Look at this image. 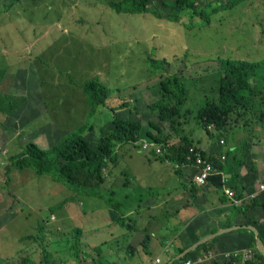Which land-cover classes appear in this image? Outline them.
<instances>
[{
  "label": "rangeland",
  "instance_id": "374dc122",
  "mask_svg": "<svg viewBox=\"0 0 264 264\" xmlns=\"http://www.w3.org/2000/svg\"><path fill=\"white\" fill-rule=\"evenodd\" d=\"M109 1L0 0V102L6 107L17 103L11 113L0 109V264H46V249L57 255L58 247L72 261L73 234L61 213L87 207L94 196L87 187L54 180L53 173L12 164L10 155L32 140L47 149L87 124L93 128L84 135L96 146L101 135H111L115 117H123L147 127L155 123L177 145L186 135L204 141L215 133L231 146L229 134L264 123V67L252 81L258 88L252 107L238 106L227 130L205 128L198 117L202 105L219 97L220 58L264 61V0H239L229 7L225 0H191L196 11L180 7L177 0H150L151 9L139 13L116 12ZM174 16L178 21L171 20ZM149 59L162 68L155 69ZM91 78L109 90L90 112L82 85ZM174 78L183 87L184 101L173 121L161 120L156 104L160 86ZM175 83L169 85L176 93ZM175 101L168 98L170 104ZM50 124L56 125L54 134L46 131ZM144 141L116 148L117 163L105 169L100 195L116 197L104 189L108 179L142 185L137 179L147 174L153 186L159 182L152 172L161 180L165 173L180 177V168L144 150ZM75 198L79 203L69 202ZM72 221L86 222L80 216Z\"/></svg>",
  "mask_w": 264,
  "mask_h": 264
},
{
  "label": "crops",
  "instance_id": "0c3cea01",
  "mask_svg": "<svg viewBox=\"0 0 264 264\" xmlns=\"http://www.w3.org/2000/svg\"><path fill=\"white\" fill-rule=\"evenodd\" d=\"M255 123L248 131L237 129L229 134L233 139L231 146H228V139L227 142L221 137L217 139L215 133L208 135L204 141L194 140L188 135L195 145L217 157L221 165L216 167L217 173L206 185H197L195 190H190L191 177L196 171L191 166L182 167L178 171L180 177L177 173L169 176L165 173L166 177L162 180L160 175L152 172L151 178L159 182L153 183V186L148 182L147 174L145 180L143 177L137 179L142 185L108 179L104 189L116 195L111 197L115 199V207L107 203L103 196L94 195L87 207L63 211L61 214L67 221L62 220L70 223L69 229L73 234L70 249L74 258L72 261L66 259L63 251H59L60 247L56 249L57 255L46 249V264H172L177 256H174L175 248L183 245H188V248L199 241H202L200 244H208L205 250L196 253L198 256L213 252L214 258H218L224 253L242 252L250 247L253 249L250 260H253L256 248L259 249V228L264 224V207L257 205L243 211L242 205L249 200V194L256 195L260 202L264 201V191L260 189V185L264 184V123ZM49 130L54 134L56 125H48L46 131ZM221 139H224L223 143ZM32 141L45 148L40 141ZM54 143L50 142L49 146ZM165 161L176 166L171 161ZM129 171L133 173L134 169ZM136 173L143 174L140 171ZM222 176L226 180L224 183ZM226 186L234 189L237 203L225 194ZM73 201L79 203L77 199H70L69 202L75 204ZM78 216L85 219V224L74 225L72 219ZM228 221L232 226H220ZM65 225L60 224L59 227L64 229ZM252 240L256 246L250 245Z\"/></svg>",
  "mask_w": 264,
  "mask_h": 264
},
{
  "label": "trees",
  "instance_id": "16d2710c",
  "mask_svg": "<svg viewBox=\"0 0 264 264\" xmlns=\"http://www.w3.org/2000/svg\"><path fill=\"white\" fill-rule=\"evenodd\" d=\"M225 1V7L235 6L239 2V0ZM177 4L183 8L191 7L196 11L194 3L191 0H177ZM109 5L116 12L139 13L151 9L150 0H110ZM203 9L198 10L197 13L201 15ZM212 9L218 10V7H211L210 11ZM153 13L159 17L162 14L157 10L153 11ZM171 20L178 21V17L174 16ZM149 60L155 69L162 68L157 61L153 59ZM220 62L222 65V77L219 84V97L217 100L202 105L198 111V117L205 128L212 125V127L214 126L222 132L231 114L236 111L238 106L252 107L253 95L258 90V88L255 89L252 81L258 79V74H260V70L264 67V61L220 58ZM174 81L176 82L174 85L178 89L176 93L169 85ZM82 86L87 102L92 108L90 112L94 111L93 109L97 102L103 103L105 101L109 88L96 78L87 79ZM183 91V87L178 84L177 78H174L173 81L168 79L162 81V85L160 86L161 98L158 101L156 100L159 110L158 116L161 120H174L179 111V106L184 101V98L181 96ZM172 96L176 100L174 104L168 102V98L172 99ZM8 104L9 106L6 107L5 103L0 102V109L11 113L16 109L17 103L10 102ZM114 125L115 128L111 131V135H101L100 142L96 146H91L86 135H84L86 128H93L85 124L81 128H77L76 132L50 145L47 149L31 141L22 147V151L19 154L10 155L9 159L19 169L32 167L37 174L53 173L54 180L63 181L69 185L87 187L93 191L94 195L98 196H103L99 194V188L104 181L105 169L109 163L117 161L116 148L127 141L132 142L145 139L150 142L160 143L163 147L168 148L167 152L161 156L163 160L173 162L180 169L184 166H193L196 174L198 169L195 165V155L189 153V147L193 145L197 147L196 149L201 152L203 157L213 162L215 167H221L217 157L207 154L206 151L195 145L188 136H183L181 143L178 145L176 142H168L164 134L160 133V127L155 123H151V127H147L139 119L115 117ZM156 131L158 133H155ZM188 154L192 158H189ZM196 186L197 184L192 182L190 190H193V188L195 190ZM192 195L195 196L194 194ZM255 196L243 203V211L254 208L257 205L264 207V201L260 202ZM107 197L106 202L115 207L114 200L109 196ZM220 226L224 228L230 227L232 223L230 221L223 222ZM215 230L217 229H213V231ZM259 236L264 244V224L259 228ZM207 244L208 242L198 245L185 256L175 259L172 264H180L186 258L198 256L196 253L202 249L205 250ZM250 245L256 246V242L252 240ZM187 246L183 245L175 248L174 256L184 251ZM205 264H240V259H227L221 256L211 261L208 260ZM247 264H264V254L257 248L253 260H249Z\"/></svg>",
  "mask_w": 264,
  "mask_h": 264
},
{
  "label": "built area",
  "instance_id": "2783aa9c",
  "mask_svg": "<svg viewBox=\"0 0 264 264\" xmlns=\"http://www.w3.org/2000/svg\"><path fill=\"white\" fill-rule=\"evenodd\" d=\"M221 142L223 143L224 139H221ZM142 148L144 150L153 152L155 155H158V156L164 155L168 149L167 147H163V148L160 147L155 142H147V141H144V143L142 144ZM196 148L197 147H195L193 145L189 147V153L195 155V158H194L195 159V165L198 169L196 174H194V176L192 178V182H194L195 184H197L199 186H203L209 182L212 175L217 173L218 169L214 166L213 162H211L207 158L203 157L201 152ZM188 157L192 158V156L189 154H188ZM222 182L223 183L226 182V180L223 178V176H222ZM260 189L262 191H264V184L260 185ZM224 190H225V194L228 197H230V199H232L233 203L238 202V199L236 198V194H235L234 189L226 186ZM253 197H254L253 194H249V198H253ZM223 256L227 259L239 258L240 264H247V262L253 256V249L249 247L242 252L234 251V252L224 253ZM214 257H215V254L213 252H207V253H204L200 256L186 258L183 261H181L180 264H205L206 261L211 260Z\"/></svg>",
  "mask_w": 264,
  "mask_h": 264
},
{
  "label": "water",
  "instance_id": "95a60500",
  "mask_svg": "<svg viewBox=\"0 0 264 264\" xmlns=\"http://www.w3.org/2000/svg\"><path fill=\"white\" fill-rule=\"evenodd\" d=\"M201 242L202 241H199V242L195 243L194 245L186 248L184 251H182L181 253L177 254V256L175 257V259H177L179 257L185 256L188 252L191 251V249L197 247ZM258 247H259L260 251H262L264 253V245H263V243H262V241H261V239L259 237H258Z\"/></svg>",
  "mask_w": 264,
  "mask_h": 264
},
{
  "label": "clouds",
  "instance_id": "9594fccd",
  "mask_svg": "<svg viewBox=\"0 0 264 264\" xmlns=\"http://www.w3.org/2000/svg\"><path fill=\"white\" fill-rule=\"evenodd\" d=\"M214 127V126H213ZM156 143V142H155ZM150 152V151H149ZM156 156H158V155H156ZM160 156V155H159Z\"/></svg>",
  "mask_w": 264,
  "mask_h": 264
},
{
  "label": "bare ground",
  "instance_id": "6f19581e",
  "mask_svg": "<svg viewBox=\"0 0 264 264\" xmlns=\"http://www.w3.org/2000/svg\"><path fill=\"white\" fill-rule=\"evenodd\" d=\"M260 5V4H259ZM256 6V5H255ZM263 6V5H262ZM253 7V6H252ZM28 208V207H27Z\"/></svg>",
  "mask_w": 264,
  "mask_h": 264
}]
</instances>
